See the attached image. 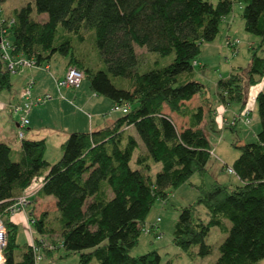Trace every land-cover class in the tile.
I'll use <instances>...</instances> for the list:
<instances>
[{
    "label": "trees",
    "instance_id": "1",
    "mask_svg": "<svg viewBox=\"0 0 264 264\" xmlns=\"http://www.w3.org/2000/svg\"><path fill=\"white\" fill-rule=\"evenodd\" d=\"M236 3L245 30L259 40L250 48L247 67L233 66L226 78L219 79L217 96L223 104L242 111L251 86L264 80V0H32L7 15L14 19L8 33L14 54L34 58L39 66L56 54L67 56L68 66L84 71L92 92L114 104H127L129 110L110 126L71 132L56 162L45 158V138H23L16 159L12 146L0 140V212L9 230L3 264H37L32 244H26L20 258L16 257L18 224L7 211L35 179L42 182L39 195L56 199L61 243L53 248L63 249L59 258L77 253V264H175L173 260L162 263L157 249L138 256L131 251L155 202L167 200L171 189L190 182L194 174L203 177L208 170L213 152L199 127L203 107L190 109L184 101L206 91V85L194 77L195 62L203 44L217 38ZM34 11L46 13V19L33 18ZM84 29L94 31L97 61L86 58L80 49ZM137 45L162 56L173 54L172 61L142 70ZM11 75L0 56V91L12 89ZM256 101L262 128L256 141L237 146L239 156L229 167L238 182H190L200 195L181 208L173 243L191 256L194 247L203 257L213 252L207 237L218 226L228 234L218 247L215 264H262L264 88ZM166 105L190 116V125L178 129ZM213 111L209 110L207 125L215 130ZM137 148L140 168L134 169L130 162ZM153 161L162 164L155 177L149 174ZM46 215L33 221L36 245L54 231ZM43 249L50 255L55 251Z\"/></svg>",
    "mask_w": 264,
    "mask_h": 264
},
{
    "label": "rangeland",
    "instance_id": "2",
    "mask_svg": "<svg viewBox=\"0 0 264 264\" xmlns=\"http://www.w3.org/2000/svg\"><path fill=\"white\" fill-rule=\"evenodd\" d=\"M31 1L32 0H3V11L6 15H9V13L13 12L15 9H19ZM217 1L218 0H213V2ZM32 16L37 20H45L47 14H38L34 11ZM227 17L228 19H231L230 36L227 38V20H223L221 23V31L217 38L212 42L203 44L202 46V52L199 58H201L202 55H205L206 59L203 60L204 64L195 66V70L197 71L195 78L206 85V91L204 94L209 97L214 95L215 82H217L221 76L226 77L233 66L247 67L249 65L250 48L259 40L257 35L245 30L244 19L241 17V8L239 4H235L233 11L227 15ZM82 33L84 38L82 45H80V49L88 55V58H90L91 61L93 59L97 61L99 58V50L95 45L94 31L91 29H84ZM231 40H238V44H236V46L231 45ZM213 44L215 45V48H211ZM136 52L139 56L140 67L142 70H147L155 65L156 62H160L164 65L168 64L173 58V54L162 56L158 53L149 51L145 46L137 45ZM61 56L64 57L61 54H56L54 63L58 64L59 59L57 58ZM69 56H71V54ZM34 69L36 68L23 67L15 72L12 71V89L0 91V113L13 114V120L20 119V115L15 114L10 106L21 101L23 90L28 87L33 78L28 72ZM53 70H55V65ZM35 72H40L42 74L40 77H36L32 92L34 91V88L39 85V82L41 83L39 87H42L43 91L45 88H51V86H53L55 90L51 91L52 99L44 104L35 106L29 113V121H32L30 127L33 128L25 130L26 138H46L47 148L45 158L50 162H56L62 156V149L60 147L62 142H64L69 136L68 128H75L82 125L83 118L85 119L87 117L80 119V117L77 116V112H85L87 115L89 113L91 114L93 112L92 105H94L93 98L96 95L94 96L89 81L84 78L80 87L70 90L72 95H67V90L63 89L66 98H60L56 82L53 80V71H46L45 69L40 68L35 70ZM45 78H47L46 81H44ZM45 84H49V87H45ZM255 85L261 86V83ZM255 85L251 87H254ZM79 90L80 94L84 95V98L89 101L91 100L89 102V104L91 103L90 105H84L78 98L74 97V91ZM19 97L20 100L17 102V98ZM97 97L112 101L110 98L103 95H98ZM247 97L249 99V94ZM105 106V104L101 103L97 108L102 110L101 112H103L106 117L108 116L110 120H113L122 114L121 112L114 111L113 107L111 109V106L107 108ZM234 119L231 124L236 125L238 121L234 122ZM241 121L244 122V119ZM237 126V130L227 128L223 131L218 128H215V130L210 129L209 127H207V129L205 128V133L211 142L212 148H214L213 153L207 165L208 170L206 174L203 177L199 174H194L190 179L191 183L200 184L204 181L209 185L214 181H220L233 185L238 182L236 175L230 172L228 168L239 156L240 150L237 146L257 140V134L262 128L257 106L252 114L250 124H240ZM139 152L140 150L137 148L130 162V165L134 169L140 168L136 163ZM14 158H18L17 152H14ZM161 169L162 164L153 161L152 169L149 174L152 177H155L156 173ZM38 182L39 180H34L32 183L37 185ZM190 182L183 184L177 189H171L167 200L159 199L155 202V205L148 214L144 224V229L146 228L149 231L142 230L139 243L131 251L133 255L138 256L145 254L152 249H157L161 254L162 263H165L167 260H173L175 264H215L219 256L218 247L228 234L218 226L212 227L207 237V242L213 246V252L207 256L203 257L197 254L198 247H194L193 251L195 253L191 256L173 243L174 226L179 217L181 208L189 203L195 202L200 195V190L196 186L191 185ZM42 207L46 210L45 213H50L48 224L55 228V230L53 232L54 235H52L51 232V234L42 236L43 243L38 244L41 247V255L37 264H77L79 261V254L77 253L59 258L60 255L64 253L62 248L56 250L53 248L55 250L53 255L48 254L49 252L43 249L44 247H55L60 245L61 237L59 235L60 232L57 222L58 213L56 215L55 203L52 200H47L42 202ZM43 209L35 206V210H33V218L37 219L42 213H44L42 211ZM201 212L203 217H207V211L202 206ZM159 217L160 221L157 222ZM11 219L18 224L16 240L19 246L16 250V257L20 258L22 248L26 244H33L34 235H36L37 232L33 223L31 224V229L29 228L28 221L25 218V211H17L11 216ZM154 224L159 226L158 231L161 232V238L156 237L157 230L153 228ZM227 225L229 227L231 225L228 220ZM261 263L264 264V259L261 260Z\"/></svg>",
    "mask_w": 264,
    "mask_h": 264
},
{
    "label": "crops",
    "instance_id": "3",
    "mask_svg": "<svg viewBox=\"0 0 264 264\" xmlns=\"http://www.w3.org/2000/svg\"><path fill=\"white\" fill-rule=\"evenodd\" d=\"M224 20H227L226 33H227V38H228V36H230V30H231V19H228V17L226 16L224 18ZM214 44L211 46V48H215ZM81 45H82V43H81ZM55 56L51 59L50 62L45 64V65L49 66V70L48 69H45V70L46 71H51V72L53 71V75H54V79L53 80L56 81V79L61 78V77H63L65 75L66 70H67V68L69 66H68V57L67 56L58 57L57 58V59H59V63L58 64L54 63ZM86 58H88V56ZM205 59H206L205 55H202L201 58H198L196 60V63L194 65V77L196 76L195 74L197 72L195 70V66L204 64L203 60H205ZM55 61H57V60H55ZM92 61L94 62L95 60L93 59ZM54 65H55V70H53ZM37 69H40V68H36V69L28 72L30 74V76L33 77L32 79L34 80V82L36 81V77L38 78L42 74L40 72H35V70H37ZM226 77H222L221 76V78H226ZM46 79L47 78H45L44 81H46ZM218 81L215 82V90H214V95L212 97H209L208 95L203 93V94H196L190 100L184 101L185 107H188L190 109H195L198 106H202L203 107V115H204V117H203V120L201 121V123L199 124V127L203 128L204 131H205V128L207 129V127H209L207 125V123H208V113H209V110L211 108L214 109L213 116H214V119H215V128H218L221 131H223V130H225L227 128L229 129V128L234 127V126H236L235 130H237V128H238L237 125H240V124L249 125L250 123L249 124H245L241 120L238 121V123L236 125L231 124V123H232L233 119L237 115L242 114L243 111L246 110V109L251 110L250 116L252 118V114L254 113V110H255V108L257 106V101H256L257 95L264 88V80L262 82H260L261 86L255 85L254 87L250 88L249 93H248L249 94V99L247 100V104H246L245 109H243L242 111H240L238 109V106L225 105V104H223L222 102L219 101V98L217 96V83H218ZM40 85H41V83L39 82V85L34 88V91H33V97L34 98H36L38 96H42L45 93H50L51 94V91L55 90L53 88V86H51V88H49L50 90L45 88V90L43 91L42 87H39ZM45 87H49V84H45ZM66 90H67L66 91L67 95H72V93L70 92L71 89H66ZM253 90H256V92L254 94H253ZM93 94H94V96L96 95L93 98V100H94V105H92V109H93L92 111L93 112L91 114L89 113L88 115L85 112H83V113L77 112V116L80 117V119L83 118V117H86V116L87 117L85 119L83 118L82 125L77 126L75 128H68L69 134L71 132H74V131H94V130H97V129H100V128H104L106 126L112 125L114 123V121L118 118V117H116L115 119L110 120L108 116L106 117L104 115V113L101 112L102 110H99V108H97L98 105L102 103V104L106 105L105 106L106 108L111 106V109H112V107L114 105L113 101H108V99H101L100 97H97L98 94H95L94 92H93ZM64 96H65V94H64ZM83 96L84 95L80 94V90L79 91H74V97L75 98H78L80 100V102L82 104H84V105H90L91 103L89 104V102L91 100L89 101L86 98H84ZM65 98H66V96H65ZM19 100H20V97L17 98V102H19ZM110 102H111V104H110ZM165 111H166V113H168L171 116V118L175 122V124H176L178 129L187 128L190 125L191 120H192L190 118V116H182L181 114H179L176 111H171L170 108L167 105L165 106ZM77 120H76V122H77ZM31 123H32V121H30L29 127L27 126V128H26L27 130L33 128V127H30ZM18 127H19V120H13V114H8V113L3 114L2 112L0 113V140L10 144L15 152L20 151L21 144H22V141L18 140V138H17ZM129 130L132 133H134L136 135V137L138 138L139 143H140V149L142 151H145V147H144L143 143L140 141L134 126H130ZM23 138H26V133L24 134ZM213 149L214 148H212V152H213ZM47 200H52L55 203V206H56V199L53 196H41V195H39L38 190L35 191V193H33V195L31 196L30 204H29V206L27 207V209L25 211V218L28 220L29 218L33 217V215H34L33 210H35V206L37 208H42L43 209L42 202H45ZM44 210L45 209H43L42 211L46 212V210L45 211ZM57 213H58V210H57V206H56V215H57ZM49 217H50V213H47V215L45 217V221H46L47 224H48ZM57 222H58V219H57ZM48 226L51 229L55 230V228L51 227L49 224H48ZM53 232H52V235H54ZM46 235H48V234H46ZM46 235H43V236H46ZM59 235H60V233H59ZM60 237H61V235H60ZM60 242H61V240H60Z\"/></svg>",
    "mask_w": 264,
    "mask_h": 264
},
{
    "label": "built area",
    "instance_id": "4",
    "mask_svg": "<svg viewBox=\"0 0 264 264\" xmlns=\"http://www.w3.org/2000/svg\"><path fill=\"white\" fill-rule=\"evenodd\" d=\"M14 22L13 18L8 17L2 7V3L0 1V56L1 58L6 61L8 68L11 71H17L23 67H30V68H44L49 70L48 65H37L34 58H29L27 56L21 55V54H14V46L8 37L9 29L12 26ZM231 45L236 46L238 44V40H231ZM196 63V62H195ZM85 78L84 71L80 68L70 65L66 73L63 77L56 79V86L58 88V93L60 95V98H65L63 94V89H73L78 88L82 84V80ZM34 80L29 83L28 87H26L22 92V99L19 103L13 104L10 107H12L15 114L20 115L19 119V127L17 130V138L18 140H22L25 134V129L29 125L30 121L28 118L29 113L31 110L40 104H44L50 99H52V94L46 93L42 96H38L36 98L33 97L32 88L34 86ZM113 110L121 113H126L129 110V106L127 104H120L115 103L113 105ZM245 123H250V110L246 109L243 111L242 114H239L235 117L234 122L243 120ZM229 171H233L231 168H229ZM39 180L37 185H34L31 183V185L25 189L24 193L19 196L15 202L10 205L7 208V211H10L12 215H14L17 211H26V208L28 207L30 203V198L37 191L41 186L42 182L41 179H35ZM29 228L31 229V224L34 221V218L31 217L28 220ZM160 221V217L158 218L157 222ZM153 228L157 230V238H161V232L158 231L159 226L157 224L153 225ZM145 231H149L148 229H144ZM8 238H9V230L6 225V222L3 218L2 213H0V264H3L5 262V250L8 244ZM43 243V240H42ZM42 245V244H41ZM34 252L36 253V260L38 261L40 255H41V247L39 245H36L34 242L32 244ZM50 249H53V247H49Z\"/></svg>",
    "mask_w": 264,
    "mask_h": 264
},
{
    "label": "bare ground",
    "instance_id": "5",
    "mask_svg": "<svg viewBox=\"0 0 264 264\" xmlns=\"http://www.w3.org/2000/svg\"><path fill=\"white\" fill-rule=\"evenodd\" d=\"M256 92V90H253V94ZM250 105V104H249Z\"/></svg>",
    "mask_w": 264,
    "mask_h": 264
}]
</instances>
